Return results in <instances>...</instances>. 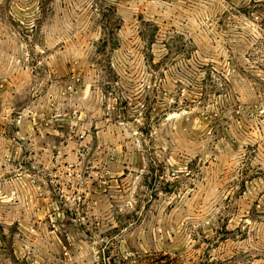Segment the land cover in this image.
<instances>
[{
	"label": "rangeland",
	"instance_id": "1",
	"mask_svg": "<svg viewBox=\"0 0 264 264\" xmlns=\"http://www.w3.org/2000/svg\"><path fill=\"white\" fill-rule=\"evenodd\" d=\"M0 264H264V0H0Z\"/></svg>",
	"mask_w": 264,
	"mask_h": 264
},
{
	"label": "trees",
	"instance_id": "2",
	"mask_svg": "<svg viewBox=\"0 0 264 264\" xmlns=\"http://www.w3.org/2000/svg\"><path fill=\"white\" fill-rule=\"evenodd\" d=\"M257 42H258V43H261L260 40L257 41ZM164 257H165V258H168V259L170 258L169 255H166V256H164ZM135 258H137V260H138L139 257H138V256H137V257L135 256ZM131 259H132L131 257H127V258L124 259V261H130Z\"/></svg>",
	"mask_w": 264,
	"mask_h": 264
}]
</instances>
